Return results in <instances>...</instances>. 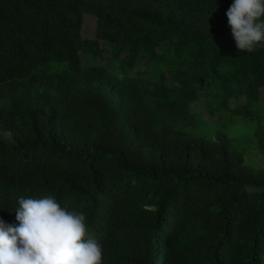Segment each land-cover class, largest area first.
<instances>
[{
  "label": "trees",
  "instance_id": "obj_1",
  "mask_svg": "<svg viewBox=\"0 0 264 264\" xmlns=\"http://www.w3.org/2000/svg\"><path fill=\"white\" fill-rule=\"evenodd\" d=\"M232 2L0 0V219L52 194L103 264H264V46L236 48Z\"/></svg>",
  "mask_w": 264,
  "mask_h": 264
},
{
  "label": "clouds",
  "instance_id": "obj_2",
  "mask_svg": "<svg viewBox=\"0 0 264 264\" xmlns=\"http://www.w3.org/2000/svg\"><path fill=\"white\" fill-rule=\"evenodd\" d=\"M226 17L239 52L264 46V0H233ZM11 212L18 224L0 219V264H103V245L85 213L55 195L18 196Z\"/></svg>",
  "mask_w": 264,
  "mask_h": 264
},
{
  "label": "rangeland",
  "instance_id": "obj_3",
  "mask_svg": "<svg viewBox=\"0 0 264 264\" xmlns=\"http://www.w3.org/2000/svg\"><path fill=\"white\" fill-rule=\"evenodd\" d=\"M95 31H96V19L91 16V15H84L83 18V26H82V37L84 39H93L95 38ZM104 47V52L103 55H95V56H82V66H86L89 64L90 61H97L99 64H107L108 58L110 55V50L107 45H103ZM145 69V61H142L139 66V70L143 71ZM260 106L264 107V89L261 90L260 92ZM246 104V99L245 97H239L236 101H233L231 103L232 107L236 105H245ZM208 103L206 99H201L200 101L196 102L191 106L192 112L199 113L202 118L205 121L214 123L216 121V117H212L209 108H208ZM254 148L256 149V142L254 143ZM247 161L252 164V166L256 168H261L263 166V159L261 155L259 154H253V155H248Z\"/></svg>",
  "mask_w": 264,
  "mask_h": 264
}]
</instances>
